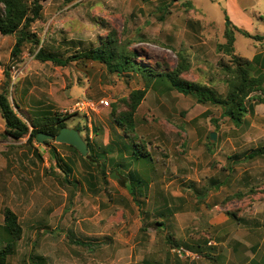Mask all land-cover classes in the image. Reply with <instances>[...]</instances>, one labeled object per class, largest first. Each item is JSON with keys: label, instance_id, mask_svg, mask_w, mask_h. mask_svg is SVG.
<instances>
[{"label": "rangeland", "instance_id": "374dc122", "mask_svg": "<svg viewBox=\"0 0 264 264\" xmlns=\"http://www.w3.org/2000/svg\"><path fill=\"white\" fill-rule=\"evenodd\" d=\"M262 2L252 12L264 16ZM226 10V0H47L32 27L40 45L13 58L16 36L0 33V93L31 130L36 117L66 115L91 149L84 156L55 141L14 140L0 113V226L10 208L23 228L9 264H264V155L249 157L264 150V105L236 126L221 107L155 81L131 138L113 108L128 110L125 100L147 86L142 76L91 60L61 67L36 59L42 46L65 59L115 31L141 66L171 72L183 56V79L225 96ZM252 12L244 29L264 34ZM259 45L236 33L238 56L263 59ZM78 100L110 106L85 115L74 111Z\"/></svg>", "mask_w": 264, "mask_h": 264}, {"label": "trees", "instance_id": "16d2710c", "mask_svg": "<svg viewBox=\"0 0 264 264\" xmlns=\"http://www.w3.org/2000/svg\"><path fill=\"white\" fill-rule=\"evenodd\" d=\"M47 0H0V33L4 36L15 35L16 42L11 56L18 58L23 53L25 44L40 45L41 40L32 32L33 25L43 17L44 3ZM72 0H65L69 3ZM226 39L225 44H220V51L231 57L228 62H221V68L225 74V82L228 91L225 96L220 95L212 87L196 82H190L181 77L187 71L186 59L181 56L179 68L171 72H157L143 67L137 62V52L131 50V42L125 44L119 40L117 32L113 31L102 39L98 46L92 47L68 58H61L52 53H47L42 46L36 54V59L42 62H51L57 66L66 67L73 61L91 60L104 64L111 73L127 74L136 73L147 81V86L142 90H135L125 100L128 110L121 111L116 115L117 106L113 108L115 123L121 127L127 136L136 130L135 116L145 99L151 84L155 81L168 82L171 89L194 98L200 104H211L223 109V116L229 118L236 126H241L250 111L254 110L255 104L264 105V72L255 71L256 60H249L235 54L236 33L248 38L260 39V36L252 35L245 29L237 27L230 19L227 10ZM255 71V72H254ZM0 113L5 121V134L14 139L22 140L29 137L28 144H33L38 134L45 133L57 135L62 128L66 127L65 116L44 114L33 119L32 130L18 115L9 100L8 92L0 93ZM77 130H82L77 127ZM67 145V144H66ZM76 151V147L69 145ZM129 147V146H128ZM89 150L91 152L90 146ZM38 156L39 150L36 151ZM264 155V150L253 152L249 157L256 158ZM142 158H148V154H142ZM59 165V162H57ZM134 182L132 181V184ZM141 185L147 183L140 181ZM135 186L131 194L135 197ZM4 225L0 226V238L6 242L5 247L0 249V264H9L10 257L15 253L16 243L23 237V228L17 214L10 208L4 211ZM236 217V215H235ZM254 262V260H252Z\"/></svg>", "mask_w": 264, "mask_h": 264}, {"label": "crops", "instance_id": "0c3cea01", "mask_svg": "<svg viewBox=\"0 0 264 264\" xmlns=\"http://www.w3.org/2000/svg\"><path fill=\"white\" fill-rule=\"evenodd\" d=\"M227 1V12L232 20V22L239 28L244 29L245 21L251 20L249 17V14L254 10L258 5H262L264 0H226ZM259 11H253L252 13L257 16V18H261L262 22L264 23V16L261 15V13H258ZM253 24V23H252ZM244 26V27H243ZM261 38L258 39V42L260 43L259 47H257L258 50L262 46H264V34H261ZM256 60V67L258 66V69L264 70V58L261 59V54H254L251 60ZM255 257L252 258L254 260Z\"/></svg>", "mask_w": 264, "mask_h": 264}, {"label": "water", "instance_id": "95a60500", "mask_svg": "<svg viewBox=\"0 0 264 264\" xmlns=\"http://www.w3.org/2000/svg\"><path fill=\"white\" fill-rule=\"evenodd\" d=\"M211 139H216V134H211ZM37 140L44 144L45 140L55 141L60 144H67L76 147L80 153L84 156H87L89 153V147L81 133L77 129L64 127L61 129L59 134L57 135H51V134H45L40 133L37 136ZM115 174L112 175L113 178Z\"/></svg>", "mask_w": 264, "mask_h": 264}, {"label": "built area", "instance_id": "2783aa9c", "mask_svg": "<svg viewBox=\"0 0 264 264\" xmlns=\"http://www.w3.org/2000/svg\"><path fill=\"white\" fill-rule=\"evenodd\" d=\"M106 106H110V104L109 102L104 100H101L99 104L91 100H78L75 104L74 111L84 113L85 115H89L90 111H97L99 107L104 108ZM178 252L181 256L185 255V252L181 250H178Z\"/></svg>", "mask_w": 264, "mask_h": 264}]
</instances>
